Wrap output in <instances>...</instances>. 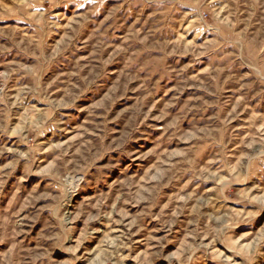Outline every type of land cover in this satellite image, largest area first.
Returning <instances> with one entry per match:
<instances>
[{
  "label": "rangeland",
  "instance_id": "1",
  "mask_svg": "<svg viewBox=\"0 0 264 264\" xmlns=\"http://www.w3.org/2000/svg\"><path fill=\"white\" fill-rule=\"evenodd\" d=\"M0 264H264V0H0Z\"/></svg>",
  "mask_w": 264,
  "mask_h": 264
}]
</instances>
